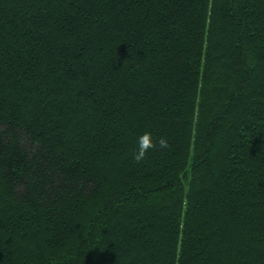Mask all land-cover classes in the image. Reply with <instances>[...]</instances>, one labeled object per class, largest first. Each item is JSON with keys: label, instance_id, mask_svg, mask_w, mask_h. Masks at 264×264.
<instances>
[{"label": "trees", "instance_id": "16d2710c", "mask_svg": "<svg viewBox=\"0 0 264 264\" xmlns=\"http://www.w3.org/2000/svg\"><path fill=\"white\" fill-rule=\"evenodd\" d=\"M0 264H264V0H0Z\"/></svg>", "mask_w": 264, "mask_h": 264}]
</instances>
